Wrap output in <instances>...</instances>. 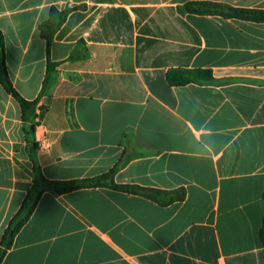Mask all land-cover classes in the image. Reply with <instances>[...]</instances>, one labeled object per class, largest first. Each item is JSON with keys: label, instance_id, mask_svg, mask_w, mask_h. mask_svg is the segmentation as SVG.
Returning a JSON list of instances; mask_svg holds the SVG:
<instances>
[{"label": "crops", "instance_id": "obj_1", "mask_svg": "<svg viewBox=\"0 0 264 264\" xmlns=\"http://www.w3.org/2000/svg\"><path fill=\"white\" fill-rule=\"evenodd\" d=\"M204 1L264 11V0H0L8 75L38 101L26 122L0 82V249L29 190L43 191L2 264H264V22L184 10ZM52 7L77 9L44 88ZM172 69L214 79L175 86ZM130 156L116 183L183 188L185 200L44 189L42 178H95Z\"/></svg>", "mask_w": 264, "mask_h": 264}, {"label": "trees", "instance_id": "obj_2", "mask_svg": "<svg viewBox=\"0 0 264 264\" xmlns=\"http://www.w3.org/2000/svg\"><path fill=\"white\" fill-rule=\"evenodd\" d=\"M76 9L77 8H67L65 10H59L56 7H52L48 19L40 25V33L42 38L47 42L48 49V69L44 81V88L49 84L50 77L58 65V63L53 62L51 58L54 37L67 21L68 16ZM184 10L189 14L221 16L226 19L264 22V11L238 9L224 3L210 1L190 2L184 6ZM0 69H3V74L0 72V82L3 83L8 93L12 94L20 103L23 119L26 122L29 121L33 116V111L38 105V101H27L14 88L7 71L5 38L2 31H0ZM167 79L172 85L183 86L190 83L212 81L214 76L211 70L172 69L167 72ZM132 158L133 157L130 156L127 160L120 161V163L110 172L95 178L73 181H50L46 178H42L43 186L44 189H53L58 194H67L84 188H111L126 194L144 197L163 207L185 200L186 190L183 188L167 191L146 188L138 185H120L116 183V173ZM42 193L43 191H38L37 187H33L29 190L24 204L12 219L3 236L2 248L0 249V264H2L7 251L11 248L14 238L32 216ZM261 239L264 243V226L261 230Z\"/></svg>", "mask_w": 264, "mask_h": 264}, {"label": "built area", "instance_id": "obj_3", "mask_svg": "<svg viewBox=\"0 0 264 264\" xmlns=\"http://www.w3.org/2000/svg\"><path fill=\"white\" fill-rule=\"evenodd\" d=\"M51 145L49 142L44 141L41 146L40 149H42L43 151H48L50 149Z\"/></svg>", "mask_w": 264, "mask_h": 264}]
</instances>
